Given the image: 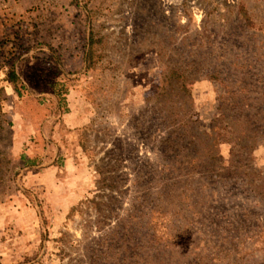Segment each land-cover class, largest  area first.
I'll return each mask as SVG.
<instances>
[{
    "label": "rangeland",
    "instance_id": "374dc122",
    "mask_svg": "<svg viewBox=\"0 0 264 264\" xmlns=\"http://www.w3.org/2000/svg\"><path fill=\"white\" fill-rule=\"evenodd\" d=\"M0 264H264V0H0Z\"/></svg>",
    "mask_w": 264,
    "mask_h": 264
},
{
    "label": "trees",
    "instance_id": "16d2710c",
    "mask_svg": "<svg viewBox=\"0 0 264 264\" xmlns=\"http://www.w3.org/2000/svg\"><path fill=\"white\" fill-rule=\"evenodd\" d=\"M172 74H174V73H172ZM173 77V76H172ZM168 79H170V78H168ZM7 80L12 84V85H14V89H15V91H16V93L18 94V96L20 97L21 96V94H20V92L17 90V84H18V82H19V79L17 78V76H16V74L14 73V71L13 70H11L9 73H8V75H7ZM166 88H167V86H166ZM164 92H161L160 94H159V98H158V100L159 99H161V98H163V96L165 95V86H164V90H163ZM180 92L182 93V95H183V97L184 96H188L189 95V93L186 91V89H185V86L184 85H182L181 86V88H180ZM171 116V115H170ZM225 117H224V115H222V118L220 119V120H218V125L219 124H221L222 122H223V119H224ZM216 124H217V122H216ZM234 132V133H233ZM235 132L236 131H233V130H228L227 131V133L228 134H230V135H237V133L235 134ZM235 140V139H234Z\"/></svg>",
    "mask_w": 264,
    "mask_h": 264
}]
</instances>
